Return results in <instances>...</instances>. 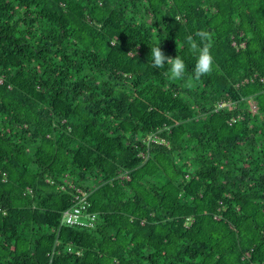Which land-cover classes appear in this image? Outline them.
I'll list each match as a JSON object with an SVG mask.
<instances>
[{"label":"trees","instance_id":"16d2710c","mask_svg":"<svg viewBox=\"0 0 264 264\" xmlns=\"http://www.w3.org/2000/svg\"><path fill=\"white\" fill-rule=\"evenodd\" d=\"M0 264H264V0H0Z\"/></svg>","mask_w":264,"mask_h":264},{"label":"clouds","instance_id":"9594fccd","mask_svg":"<svg viewBox=\"0 0 264 264\" xmlns=\"http://www.w3.org/2000/svg\"><path fill=\"white\" fill-rule=\"evenodd\" d=\"M195 36L199 38V42L192 35L187 37L189 51L196 55L193 75L187 79L185 84L187 88L194 87V81H199L202 76L210 75L214 70V58L211 53L212 35L207 31H197ZM134 55L136 56V50ZM150 55L153 68H164L166 64L170 66L166 75L171 81H183L186 79V65L183 58L180 56H175L174 58L167 56L161 49L160 43L150 49Z\"/></svg>","mask_w":264,"mask_h":264},{"label":"built area","instance_id":"2783aa9c","mask_svg":"<svg viewBox=\"0 0 264 264\" xmlns=\"http://www.w3.org/2000/svg\"><path fill=\"white\" fill-rule=\"evenodd\" d=\"M219 105L221 106V103ZM85 196H86L85 194H82L81 196L76 195L75 203L70 208H67L63 211L62 216L65 223L70 225H88V226L92 224V220L94 219L95 214L83 215L82 213V209H84L86 205Z\"/></svg>","mask_w":264,"mask_h":264}]
</instances>
